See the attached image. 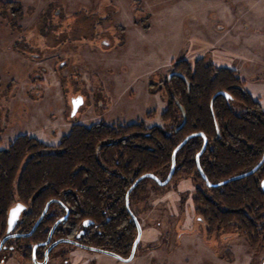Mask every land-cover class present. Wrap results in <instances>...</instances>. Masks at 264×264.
Wrapping results in <instances>:
<instances>
[{
	"label": "rangeland",
	"instance_id": "374dc122",
	"mask_svg": "<svg viewBox=\"0 0 264 264\" xmlns=\"http://www.w3.org/2000/svg\"><path fill=\"white\" fill-rule=\"evenodd\" d=\"M2 1L21 12L0 7V148L21 134L57 145L74 123L163 126V83L181 61L235 70L264 108V0ZM151 179L132 204L133 261L62 244L47 264H264L243 234L205 241L192 179ZM21 252L7 264H34Z\"/></svg>",
	"mask_w": 264,
	"mask_h": 264
},
{
	"label": "trees",
	"instance_id": "16d2710c",
	"mask_svg": "<svg viewBox=\"0 0 264 264\" xmlns=\"http://www.w3.org/2000/svg\"><path fill=\"white\" fill-rule=\"evenodd\" d=\"M13 5L14 1L0 0L1 8L20 10ZM186 62H178L164 80L168 104L161 115L163 126L148 127L145 121L74 123L57 145L21 134L0 148V239L13 207L24 206L15 228L29 232L51 201L35 232L20 236L19 243L44 241L69 211L56 227L55 239L76 238L87 246L128 256L137 228L126 205L127 192L142 175L166 179L174 150L188 135L203 132L208 138L200 162L212 183L255 167L264 156L261 103L235 70L202 58L194 67ZM203 144L204 137L196 135L177 152L170 183L192 179L196 213L208 234L236 232L257 246L264 237V166L242 179L208 186L196 162ZM149 181L146 177L131 190L130 206L147 199ZM154 183L157 189L170 184ZM87 220L92 224L85 227Z\"/></svg>",
	"mask_w": 264,
	"mask_h": 264
},
{
	"label": "flooded vegetation",
	"instance_id": "af4514ba",
	"mask_svg": "<svg viewBox=\"0 0 264 264\" xmlns=\"http://www.w3.org/2000/svg\"><path fill=\"white\" fill-rule=\"evenodd\" d=\"M79 101H78V99L76 100L75 99V102L73 101V103H74V105H75V103H78ZM14 140V139H13ZM12 141V140H11ZM10 144V143H9ZM9 144H8V146H9ZM208 145V144H207ZM197 158V157H196ZM196 162H197V160H196ZM200 164H201V162H200ZM264 166V165H263ZM197 167H198V164H197ZM202 167V166H201ZM199 169V168H198ZM202 170H203V168H202ZM200 171V170H199ZM204 172V171H203ZM170 173V172H169ZM200 174L202 175V173H201V171H200ZM169 175V174H168ZM174 175V174H173ZM206 175V174H205ZM203 176V175H202ZM159 177V176H158ZM207 177V176H206ZM167 178V177H166ZM203 178H204V176H203ZM208 179V178H207ZM205 180V179H204ZM171 181V180H170ZM206 181V180H205ZM170 183V182H169ZM206 183H207V181H206ZM212 183V182H211ZM159 184V183H158ZM208 185V184H207ZM195 186V185H194ZM209 186V185H208ZM195 192H196V187H195ZM128 193V192H127ZM131 193V192H130ZM130 195V194H129ZM127 196V195H126ZM194 197H195V193H194ZM193 200H194V198H193ZM128 201H129V199H128ZM47 205V204H46ZM46 205H45V207H46ZM126 205H127V208H128V211L130 212V214H131V216H132V219H133V221H134V223H135V225H136V222H135V219H134V217H136L137 219H138V217L136 216V214H135V212L132 210V206H130V201H129V203H127V197H126ZM17 206H21V205H17ZM16 207V206H15ZM21 207H23L22 208V210L24 209V206H21ZM14 208V207H13ZM12 208V209H13ZM45 209V208H44ZM44 209H43V211H44ZM49 209H50V206H49ZM49 209H48V211L46 212V214L43 216V218L48 214V212H49ZM194 209H195V202H194ZM21 210V211H22ZM11 211V210H10ZM43 211H42V213H43ZM21 213V212H20ZM42 213H41V215H42ZM195 213H196V209H195ZM9 214H10V212H9ZM70 213H69V211H67V213L64 215V216H62V217H60L58 220H60V219H65V218H67L68 217V215H69ZM197 214V213H196ZM20 215V214H19ZM40 215V216H41ZM19 218V217H18ZM40 218V217H39ZM38 218V219H39ZM43 218H42V220H43ZM197 218H198V220L201 222V223H203V225L205 226V230H206V225H205V223L201 220V218L197 215ZM8 219H9V215H8ZM38 219H37V221H38ZM41 220V221H42ZM57 220V221H58ZM61 220V221H62ZM36 221V222H37ZM40 221V222H41ZM56 221V222H57ZM60 221V222H61ZM138 221H139V219H138ZM36 222H35V224H36ZM59 222V223H60ZM17 223V222H16ZM16 223H15V225H16ZM58 223V224H59ZM139 223H140V221H139ZM35 224L33 225V227L35 226ZM40 224V223H39ZM58 224H57V226H58ZM92 224V221L91 220H87V221H84V226L85 227H88L89 225H91ZM14 225V227H13V229L11 230V231H8V228H9V221H8V227H7V232L3 235V237L0 239V243L4 240V238L6 237V236H10L8 239H6L5 240V242H4V244L2 245V248L0 249V264H7L12 258H13V255L11 254L12 253V251H16V253H20L21 251V254H22V256L24 257V259H29V260H31L32 261V263H34V264H47L48 262H49V259L51 258V256H52V254H53V251L58 247V246H60V245H62V244H68V245H71V246H73L74 248H78V247H80V248H83V249H87V250H91V251H96V252H101V253H107V252H111V253H114L115 255H118V256H120V258H118L117 256H114V255H112V256H114V257H116L117 259H119V260H121V261H124V262H131V261H133L134 260V258L136 257V253H137V249H138V246H139V244H140V242H141V239H142V235H141V238H140V241H139V243H138V245H137V248H136V252H135V255H134V258L131 260V261H125V260H123V258H128L129 256H130V254H131V252H132V249H131V252H130V254L128 255V256H121V255H119V254H117V253H115V252H112V251H108V250H102V249H98V248H96V247H90V246H87V245H85V244H83V243H81L78 239H76V238H57V239H55L54 238V236H53V234H54V231H55V229H56V227H55V229L53 230V232H52V235H51V240L49 241V242H47L48 240H49V238H50V234H51V231H52V228H53V226L55 225H53L52 227H51V229H50V231H49V233H48V237L44 240V241H41L40 243H32V244H29V245H25V244H23V243H19V241H18V238L20 237V236H29V235H31V234H33L34 232H35V230L37 229V227L39 226H37L36 227V229L32 232V229H33V227H32V229L29 231V232H20V231H18L15 227ZM140 225H141V223H140ZM136 228H137V225H136ZM141 228H142V225H141ZM83 231H81V233H82ZM142 232H143V230H142ZM206 232H207V230H206ZM233 233V232H232ZM143 234V233H142ZM226 234H229V232H217V231H214V232H212L211 234H208L207 233V235H208V237H204L205 238V241H207V243L208 242H210V239L211 238H213V237H217V238H222L221 236H218V235H226ZM12 235V236H11ZM137 236H138V228H137ZM80 236H78V238H79ZM226 237H227V235H226ZM137 238V237H136ZM207 239V240H206ZM58 240H62V242L61 243H59V244H57L54 248H52L49 252H47V250H48V248L50 247V245L52 244V243H54V242H56V241H58ZM136 240V239H135ZM211 240H213V239H211ZM248 240V239H247ZM261 240L262 241H260V243L257 245V246H252L251 245V243L249 242V244H250V248L252 249V250H255V249H257L260 245H261V243L262 244H264V237H261ZM135 242V241H134ZM134 244V243H133ZM209 244V243H208ZM132 248H133V245H132ZM30 249V250H29ZM96 249H98V250H96ZM99 250H101V251H99ZM46 252H47V254H46ZM108 254V253H107ZM110 255V254H109ZM227 257V256H226ZM226 257H223V258H225V259H227ZM17 264H22V263H20L19 261L17 262Z\"/></svg>",
	"mask_w": 264,
	"mask_h": 264
},
{
	"label": "water",
	"instance_id": "95a60500",
	"mask_svg": "<svg viewBox=\"0 0 264 264\" xmlns=\"http://www.w3.org/2000/svg\"><path fill=\"white\" fill-rule=\"evenodd\" d=\"M77 99H78L79 102H78V103H75L73 112H75V111L77 110L78 106H79L80 103L82 102V98H81V97L76 98V100H77ZM74 102H75V99H74ZM196 135H201V136L204 137V144H203V147H202V149L199 151V153L197 154V158H196V160H197L198 168H199V170L201 171L202 175L204 176V179L207 181V184H208L209 186H216V187H218V186H221V185H223V184H226V183H228V182H230V181H232V180L242 179V178H244V177H246V176H248V175L254 174L257 170H259V169L264 165V156H263V158L259 161V163H258L255 167H253L252 169H250L249 171H246V172H244V173H241V174H238V175L232 176V177H230V178H228V179H226V180L220 181V182H218V183H211V182L207 179L205 173H204L203 170H202L201 164H200V156H201V154H202V153L206 150V148H207L208 138L206 137V135H205L203 132L192 133V134L188 135L186 138H184V139L182 140V142H181V143L175 148L174 153H173L172 167H171L170 173H169V175L167 176V178L164 179V180H162L160 177H158L157 175H155V174H153V173H148V174L142 175L141 177H139V178L134 182V184H133V185L131 186V188L129 189V191H128V193H127V196H126V197H127V203H129L128 199H129V194H130L131 190H132V189H133V188H134V187H135L140 181H142V180H143L144 178H146V177H151V178H153V179H154L155 181H157V183H159L160 185H166V184H168V183L170 182V180L172 179L173 174H174L175 169H176V154H177V152H178V151H179V150H180V149H181V148L187 143L188 140H190L191 138H193V137L196 136ZM262 186H263V188H264V181L262 182ZM50 203H51V201H49V202L47 203V205H46V207H45V209H44L42 215L40 216V218H39L38 221L36 222L35 226L33 227L32 232L36 229V227L39 225L40 221L42 220L43 216H44V215L46 214V212L48 211L49 206H50ZM22 208H23V207H21V206H16V207H14L13 209H11L10 214H9V219H8V221H9V228H8V231H11V230L13 229L15 223H16L17 220H18V217H19V214H20ZM134 219H135V222H136V225H137V228H138V236H137V238H136V240H135V242H134V244H133V248H132V252H131L130 256H129L128 258H123V260H125V261H131V260L134 258V255H135V252H136L137 245H138V243H139V241H140V238H141V235H142V228H141V225H140V223H139V221H138V219H137L136 217H134ZM61 220H62V219L58 220V221L55 223V225L53 226L52 231H51V234H50V238H49V240H48L47 242H49V241L51 240L52 232H53V230L55 229V227L57 226V224H58ZM11 236H12V235H11ZM9 237H10V236H6V237L4 238V240L0 243V249L2 248V245L4 244L5 240L8 239ZM61 242H62V240H58V241L52 243V244L50 245V247L48 248L47 252H49L52 248H54L57 244H59V243H61ZM96 250H98V249H96ZM99 251H101V250H99ZM47 252H46V254H47ZM107 253L110 254V255L117 256L118 258H120V256L115 255L114 253H111V252H107Z\"/></svg>",
	"mask_w": 264,
	"mask_h": 264
}]
</instances>
